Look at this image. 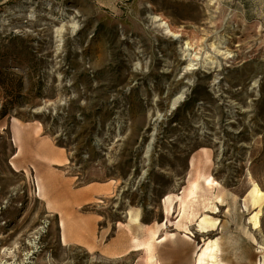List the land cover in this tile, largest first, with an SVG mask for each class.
Here are the masks:
<instances>
[{
    "label": "rangeland",
    "instance_id": "374dc122",
    "mask_svg": "<svg viewBox=\"0 0 264 264\" xmlns=\"http://www.w3.org/2000/svg\"><path fill=\"white\" fill-rule=\"evenodd\" d=\"M254 184L264 0H0V264H264Z\"/></svg>",
    "mask_w": 264,
    "mask_h": 264
},
{
    "label": "bare ground",
    "instance_id": "6f19581e",
    "mask_svg": "<svg viewBox=\"0 0 264 264\" xmlns=\"http://www.w3.org/2000/svg\"><path fill=\"white\" fill-rule=\"evenodd\" d=\"M153 21H158V26L160 28H162L166 33H168L170 36H172L173 38H178L180 36V34L176 31H174L170 24L166 21V20H163V18H161L160 16L158 15H154L151 17ZM225 54V53H223ZM195 56V54H194ZM229 54H227L226 57H228ZM210 61V60H209ZM16 134L18 135V132H16ZM205 184L206 186H212V185H217V182L212 180V179H206L205 180ZM193 191L194 189L192 188L190 193H188V197L185 201H182L181 202V208H180V211L179 213H181V216L185 215L187 213V207L186 204H187V201L193 197ZM253 194H254V201L255 202H258V200L264 196V193L261 192L257 185L254 184V187H253ZM168 199V197H167ZM172 211V207L171 205L168 206V213ZM253 221V228H258L259 227V221L257 219V214L254 213L251 217H250ZM130 220L134 221V222H138V217L137 216H134V217H129ZM217 223V222H215ZM163 226H166V222L162 224ZM60 227L62 228V240L65 241V236H64V233H63V228H64V221L63 220H60ZM156 233L157 231H153L151 233V238L153 239L155 236H156ZM152 245V241H147L145 243V249L148 251L150 249ZM200 250L198 251V253L196 254V259H195V262L196 264H220V261H219V254H220V251H219V248L217 246V243L215 240L213 239H209L207 241V243H205L202 247L199 248Z\"/></svg>",
    "mask_w": 264,
    "mask_h": 264
},
{
    "label": "crops",
    "instance_id": "0c3cea01",
    "mask_svg": "<svg viewBox=\"0 0 264 264\" xmlns=\"http://www.w3.org/2000/svg\"><path fill=\"white\" fill-rule=\"evenodd\" d=\"M67 220V219H66ZM66 220L64 221V230L66 231L67 230V228H68V222H66Z\"/></svg>",
    "mask_w": 264,
    "mask_h": 264
},
{
    "label": "trees",
    "instance_id": "16d2710c",
    "mask_svg": "<svg viewBox=\"0 0 264 264\" xmlns=\"http://www.w3.org/2000/svg\"><path fill=\"white\" fill-rule=\"evenodd\" d=\"M6 114L5 111L2 112V115Z\"/></svg>",
    "mask_w": 264,
    "mask_h": 264
}]
</instances>
